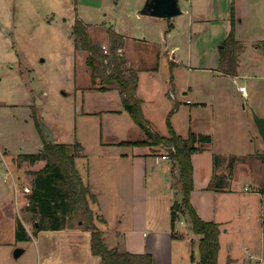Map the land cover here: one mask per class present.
<instances>
[{
    "label": "crops",
    "instance_id": "1",
    "mask_svg": "<svg viewBox=\"0 0 264 264\" xmlns=\"http://www.w3.org/2000/svg\"><path fill=\"white\" fill-rule=\"evenodd\" d=\"M186 5L183 14L188 21L184 23V28L187 30L188 27L190 35L188 36L187 30L184 43L188 46L190 38L192 47V57L187 58V63L177 54L179 44L169 41L176 34L177 24L148 16L144 19L145 22L150 28H156V35L161 37V42L155 41L153 33L144 37L150 48L148 51L135 55L128 42L133 35L116 32L123 37L119 48L123 49L124 75L127 76L132 70L137 74L136 97L142 102L143 117L152 132L162 136L169 135L166 116L174 109L170 115V123L177 134L188 137L193 132L212 137L211 143H199L204 149L196 151L192 157L194 189L191 203L204 220L216 221L220 225L217 264H264V193L261 192L264 189V162L261 159L264 155V140L258 131L255 116L238 118L243 126H248L247 134L241 139L234 132L237 127L231 117L216 115L215 112L211 117L199 115L201 109L209 106L216 109L217 106L227 104L232 94L227 89L229 86L215 83L204 89L199 83L191 85L188 79L183 82L182 77L191 70L208 73L214 82L227 79L235 85L239 83V79L248 76L263 78L264 0H186ZM139 7L136 13L142 16ZM232 10L238 14L236 39L239 45L244 46L238 54L235 74L221 69L219 52L220 45L231 31ZM196 23L200 24L196 26ZM245 23L254 28L249 40L238 29V26H244ZM3 34L4 32L1 34V41L7 38ZM106 43H109L108 37L102 44ZM193 44L198 47L196 53H193ZM248 48L257 57V60L254 58L256 63L251 64L250 71L248 67L242 68V57ZM251 55L254 57V53ZM161 70L167 74L166 78L161 76ZM98 86L100 84L97 82L91 85L89 78L87 86L81 91L82 100L84 101V95L91 93L102 96L105 100L115 98L119 103L116 108L98 107L83 113L86 116H99L101 139L95 144V149L93 147L87 153L84 152L85 145L80 144L79 150L82 152L75 157V166L76 159L82 156L86 158L83 170H79L77 166L76 168L96 197V201L90 206L103 220L98 224L102 240L109 249L147 252L152 256V264H199L201 237L190 228L187 214L180 213L181 216H177L174 224L172 221L173 206L183 198L175 160L164 159L155 163V155L168 154L164 144L157 147V153L149 152L150 147L147 146L121 145L120 142L143 141L146 135L124 111L117 87L100 91L95 88ZM240 86L242 85H239V91ZM199 89H204V93H200ZM240 92L243 97L249 96L247 88L245 92ZM210 93L214 95L211 102L206 97ZM107 111L122 118L123 122L119 123L124 127L134 129L136 126L137 137L126 133L123 136L113 132L115 127L104 126L101 116ZM258 115L264 117V114ZM103 133H110L108 141L104 140ZM256 133L260 136L259 143ZM254 168L258 170L257 176L260 178L249 175ZM214 174L218 176L215 183L220 189L209 188ZM246 176H251L250 181H253L255 187L250 181V185L247 183L242 187L241 181ZM15 190L18 191L16 188ZM164 206L165 212L160 214Z\"/></svg>",
    "mask_w": 264,
    "mask_h": 264
},
{
    "label": "rangeland",
    "instance_id": "2",
    "mask_svg": "<svg viewBox=\"0 0 264 264\" xmlns=\"http://www.w3.org/2000/svg\"><path fill=\"white\" fill-rule=\"evenodd\" d=\"M144 2L145 0H0V264H101L100 257L91 253L90 231L85 229L88 219L82 208L59 231L39 230L45 225L44 220L26 205L33 178L29 171L40 169L45 162L22 161L16 165L14 160L23 152L36 153L43 148L45 141L36 122L42 121L56 141L68 144L69 150L75 151L77 156L82 152L78 149L80 144L85 145L84 152L87 153L101 139L99 116H86L83 113L98 107L116 108L119 102L115 98L105 100L104 97L91 93L84 95V101L82 100L81 91L89 82L91 68L85 62L87 52L75 48L76 36L72 33V25L76 18L81 19L90 38L101 47L110 44H102L108 37L107 29L131 34L133 38L128 41L129 47L135 55H140L150 49L144 40V37L149 36L147 34L153 33L155 41L161 42L160 35H156V28H150L144 20L149 15L139 12L142 16H138L136 13ZM181 5L185 9L186 0H181ZM237 15L236 13V23ZM162 19L166 23L177 24L176 34L169 41L179 44L177 54L187 63V58L192 57L190 38L188 46L184 43L188 30V27L187 30L184 28L187 16L182 14ZM198 24L200 23H196V26ZM243 25L238 26V29L249 40L254 28L247 23ZM2 32L7 38L1 41ZM193 45V53H196L198 47ZM237 46L238 60V54L244 46ZM251 53H254V57ZM255 54L252 49H247L242 57L243 69L248 67L251 70V64H255L257 60ZM227 68L226 64L223 67L221 65L223 71L226 72ZM160 72L161 76L167 77L162 70ZM182 77L183 82L188 79L191 85L199 83L204 89L215 83L229 86L227 89L232 94L227 104L217 106L216 109L210 106L201 109L199 115L211 117L215 112L216 115L231 117L237 127L234 132L241 139L248 126H243L238 118L264 114V77L241 78L237 85L227 79L214 82L208 73L191 70ZM239 85L247 88L248 97L242 96ZM204 89H199V92L204 93ZM206 97L211 102L214 95L210 93ZM37 100H41V103L36 105ZM101 117L104 126L115 127L114 133L137 137L138 128L135 125L134 129L124 127L119 123L123 122L122 118L115 113L107 111ZM108 134L103 133L106 141L110 138ZM256 134L259 143L260 136L259 133ZM241 139L239 141L242 142ZM149 152L154 153V150L149 148ZM86 163L84 156L76 159L79 170H83V164ZM249 173L260 178L256 168ZM250 177L242 179V187L249 184ZM250 183L255 187L253 181ZM93 212V222L98 225V214ZM163 212L165 206L160 214ZM177 215L181 216L180 212ZM18 221L26 226L24 238L18 237ZM17 248L22 252L15 257L14 250Z\"/></svg>",
    "mask_w": 264,
    "mask_h": 264
},
{
    "label": "trees",
    "instance_id": "3",
    "mask_svg": "<svg viewBox=\"0 0 264 264\" xmlns=\"http://www.w3.org/2000/svg\"><path fill=\"white\" fill-rule=\"evenodd\" d=\"M235 14V11L232 10L231 31L219 48L221 65L223 67L226 64L228 66L226 73L230 74H235L238 68ZM106 32H108L110 52L104 54L101 46L90 38L86 25L81 19L76 18L72 25V33L76 36L75 48L84 50L88 54L85 62L91 68V85H95L97 82L100 86L95 88L100 91H106L108 88L116 86L121 95L124 111L146 135L143 141L120 142L121 145L154 147V153L159 151L157 147L160 144L166 145V152L175 160L179 169L178 183L183 191L181 202L173 206V224L176 222L178 212L187 214L193 232L201 237L199 240V264H217L220 249V225L216 221L204 220L191 203V193L194 189L192 157L196 151L204 149V146L199 143H211L212 137L193 132L189 133L188 137L177 134L172 123H170V115L173 114L174 109L170 110L166 116L169 135L162 136L152 132L143 117L142 102L136 97L137 74L132 70L125 76L124 58L117 54V48L121 45L123 37L109 29ZM41 124L42 121L36 122L45 141L43 148L36 153L23 152L14 160L16 165L22 161L35 163L43 160L45 162L40 169L29 171L33 178L26 207L37 212L44 220L45 225L39 230L59 231L72 219L74 213L82 208L83 214L88 219L85 229L90 231L91 253L100 257L101 264H152V256L147 252L118 251L106 246L98 225L93 222L94 210L90 204L96 201V197L91 193L90 188L83 183L80 172L74 164V158L78 154L75 151L71 152L68 144L48 141ZM261 159L264 162V155L261 156ZM217 178V174H214L209 184L210 189L221 188L215 183ZM261 192L264 193V189ZM96 219L103 221L99 215H96ZM17 233L18 237L24 238L25 227L21 225L20 221L17 222Z\"/></svg>",
    "mask_w": 264,
    "mask_h": 264
},
{
    "label": "water",
    "instance_id": "4",
    "mask_svg": "<svg viewBox=\"0 0 264 264\" xmlns=\"http://www.w3.org/2000/svg\"><path fill=\"white\" fill-rule=\"evenodd\" d=\"M139 12L148 14L149 16L155 18H170L183 14V8L181 5V0H145L143 6L139 9ZM36 103L38 104L40 103V101L37 100ZM255 120L258 131L260 132L264 140V117L256 115ZM41 128L44 131L45 138L48 141H55V137L53 136L49 128L43 124V122L41 124ZM78 149H81V146H78ZM190 228H192V224L190 225ZM21 252V249H15L14 256L17 257L21 254Z\"/></svg>",
    "mask_w": 264,
    "mask_h": 264
},
{
    "label": "built area",
    "instance_id": "5",
    "mask_svg": "<svg viewBox=\"0 0 264 264\" xmlns=\"http://www.w3.org/2000/svg\"><path fill=\"white\" fill-rule=\"evenodd\" d=\"M101 49L103 50L104 54H107V53L110 52V50H109L107 45H102ZM117 54L122 55L123 54V49L117 48ZM240 91L245 92L246 91V87L245 86H240ZM188 102H191V100H188ZM164 159H172V157H170L169 154H166V153H162L161 155H155V157H154L155 163H159L161 160H164Z\"/></svg>",
    "mask_w": 264,
    "mask_h": 264
}]
</instances>
